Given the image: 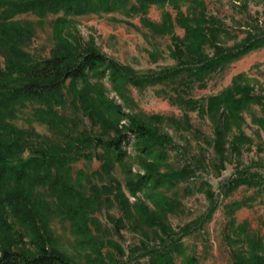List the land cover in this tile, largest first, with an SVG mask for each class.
<instances>
[{"label": "rangeland", "instance_id": "1", "mask_svg": "<svg viewBox=\"0 0 264 264\" xmlns=\"http://www.w3.org/2000/svg\"><path fill=\"white\" fill-rule=\"evenodd\" d=\"M204 1L208 14L219 18L230 32L223 39L225 45H235L249 32L264 35V0ZM135 3L137 0H128L125 8ZM7 7V4L0 5V15ZM175 16L176 10L171 4H152L146 15L124 7L110 11L15 14L9 18L10 22L3 24L4 29L12 27L24 36L18 38L15 33L11 36L0 30L2 63L12 54L6 50V43L36 59L48 57L56 50L97 49L115 59L124 68L125 76H134L135 81L127 77L114 80L110 70L99 76L102 70L99 68L87 81H68L50 98L18 99L8 106L1 105L0 112L9 113V121L15 128L27 131L26 136L46 146L59 147L58 143L73 146L71 141L79 136L88 135L91 139L113 136L132 119L145 120L168 133L174 145L169 148L168 157L157 162L161 171H175L194 162L202 164L189 179L174 187H161L162 193L179 202L167 213L168 224L178 235L189 225V232L181 237L186 246L185 255L194 254L200 264H232L227 238L231 233L229 220L232 215L228 213L234 209L236 224L247 221L251 231L264 234V191L255 185L242 184L226 193L222 184L237 175L242 167L264 173V128L254 121L264 119V106L254 103L245 111L242 129L250 140L241 146L239 154L229 146L224 168L219 170V159L212 146L213 123L206 113L184 100L195 98L205 102L231 84L233 77L241 72L250 77L255 92L264 96V45L214 72L204 87L199 83L186 87L184 81L177 79L144 83L145 77L166 71L177 63L173 55V37L183 36L184 29L176 24ZM167 17L172 18V25H168ZM208 51L212 53L213 49L208 48ZM97 149L103 150L102 147ZM126 151L127 156L109 167V172L101 167L105 161L102 159L75 161L67 183L71 189L40 186L43 193L35 195L34 215H28L24 223L9 215L20 238L1 234L0 253L5 246L36 252L30 240L35 235L31 229L37 227L39 231L43 229L74 264H149L148 258L142 256L143 250L130 252L133 247L140 246L144 238L148 240L133 225L137 221L138 199L158 215L166 212L147 196L148 189L143 188L135 195L126 184L128 177L144 173L145 163L154 159L140 155L135 142L130 143ZM24 155H29V151ZM79 171L85 173L78 174ZM18 184L12 179L6 189L17 190ZM118 185L120 191L116 188ZM115 192L117 199L113 196ZM97 195L101 197V204L96 200ZM77 197L83 200L84 211L92 217L86 230L80 228L78 215L68 218L58 212H48L53 205H76ZM153 229L156 230L155 227L145 229L150 244L156 239ZM130 254L131 260L128 259ZM181 258L176 257L178 264Z\"/></svg>", "mask_w": 264, "mask_h": 264}, {"label": "trees", "instance_id": "2", "mask_svg": "<svg viewBox=\"0 0 264 264\" xmlns=\"http://www.w3.org/2000/svg\"><path fill=\"white\" fill-rule=\"evenodd\" d=\"M127 1L0 0V5H8L5 12L0 15V30L11 36L15 33L16 37L22 38L23 32H17L12 27L4 29L3 24L10 22L9 18L15 14L25 11L44 15L61 10L64 13H76L110 11L124 7L128 11L146 15L152 4L162 6L171 4L176 10V24L184 29L183 36L173 37V55L177 63L166 71L145 77L144 83L177 79L184 81L186 87H191L195 83L204 87L207 78L214 72L225 69L232 61L264 45V35L252 32L235 45H225L223 39L230 32L219 18L208 14L204 0H137L132 7L125 8ZM167 18L168 25H172V18ZM6 45L8 47L6 50L12 54L8 55L3 63L0 60V106H8L22 98H50L68 81H87L99 68L102 69L99 76H104L106 70H110L114 80L127 77V80L135 81L134 76H125L124 68L115 59L97 49L56 50L48 57L36 59L26 51L7 43ZM208 48L213 49L212 53ZM254 89L250 77L241 72L233 77L231 84L217 94L209 96L205 102L195 98L184 100L201 113H206L213 123L215 137L212 139V146L219 159V170L224 168L229 146L230 150L239 154L241 146L250 140L242 129L246 121L245 111L254 103L264 106V96L258 95ZM8 114L0 112V235L9 233L14 238H20L18 230L9 221V215L17 220H23V223L28 215H34V207L37 205L35 195L43 193L40 186L71 189L67 183L72 177L75 161L102 159L105 161L101 167H106L103 168L104 172H109V167L127 156L126 147L135 142L138 153L142 156H151L154 161L145 163V172L137 174L135 178L128 177L126 184L135 195L143 188L148 189L147 196L166 214L158 215L154 209L138 199L135 211L137 221L132 224L148 240L144 238L140 246L133 247L130 252L143 250L142 256L148 258L149 264H178L177 256L182 257L179 264H200L197 256L184 253L186 246L181 237L189 232V225L182 229V235H178V232L168 224L167 213L171 211L172 205L175 207L179 202L162 193L161 187H174L189 179L202 164L194 162L175 171H161L160 163L168 157L169 148L174 145L168 133L145 120L132 119L128 126L117 129L113 136L106 138L97 136L94 139L88 135L79 136L71 141L73 146H66L65 143H58L59 147L46 146L41 141L26 136L27 131L15 128L9 121ZM43 115L42 113L41 116ZM254 121L264 128V119ZM234 130L237 131L235 134L232 133ZM98 147H102L103 150H98ZM25 151H29V155L25 156ZM81 173L85 172H78ZM12 179L19 183L17 190L6 189V184ZM242 184L255 185L264 191V173L252 171L248 166L242 167L237 175L222 184V188L227 193ZM116 188L120 191V185ZM32 190L36 192H30ZM113 196L117 199V192ZM77 198L76 205L70 206L69 203L67 207L53 205L48 212H58L68 218L78 215L82 224L80 228L86 230L88 228L86 225L92 222V217L84 211L86 206L83 208V200ZM96 200L102 201L99 195L96 196ZM239 205L240 203L237 208ZM233 212L234 209L228 213L232 218L229 220L231 233L227 235L231 245L232 264H264V234L251 231L247 221L236 224ZM152 227L161 232L158 234L153 229L156 239L150 244L145 229ZM31 230L35 235L31 236L30 241L35 244L37 251H21L5 246L0 253V264H74L52 243L43 229L39 231L34 227ZM237 245L241 247H236ZM128 257L131 260V254Z\"/></svg>", "mask_w": 264, "mask_h": 264}]
</instances>
